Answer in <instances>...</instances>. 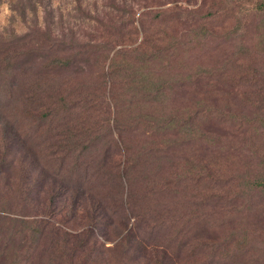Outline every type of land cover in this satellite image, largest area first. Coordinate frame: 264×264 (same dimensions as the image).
<instances>
[{
  "label": "rangeland",
  "instance_id": "rangeland-1",
  "mask_svg": "<svg viewBox=\"0 0 264 264\" xmlns=\"http://www.w3.org/2000/svg\"><path fill=\"white\" fill-rule=\"evenodd\" d=\"M260 1L0 0V40L21 36L30 49L17 85L0 83V264H264ZM136 51L165 83L147 110L183 125L123 136L122 157L137 158L123 196L98 150L91 166L60 167L62 127L23 101L42 85V98L74 100L73 117L104 133L128 97L116 70L137 65ZM57 57L73 63L47 72ZM121 203L142 219L123 217Z\"/></svg>",
  "mask_w": 264,
  "mask_h": 264
},
{
  "label": "trees",
  "instance_id": "trees-1",
  "mask_svg": "<svg viewBox=\"0 0 264 264\" xmlns=\"http://www.w3.org/2000/svg\"><path fill=\"white\" fill-rule=\"evenodd\" d=\"M256 8L264 10V1H260ZM12 39L0 40V83L7 76L10 87L17 85L16 73L22 67L20 57L30 53V49L26 51L21 49L23 43L21 45L18 44V41L22 39L21 36H14ZM262 42L264 43V34L262 35ZM28 44L26 43V45ZM152 47L155 48L154 45ZM156 51L160 53L162 49L156 48ZM137 53L140 55V57L138 56L139 63L137 65L128 62L120 65L116 64L118 65L116 71L122 74L123 88L126 90L128 97L124 100L119 97V103H115L117 106L114 111L116 117L112 120L111 126L108 123L107 131L104 133L99 131H97L98 134L95 133L93 124L89 125L85 121H80L73 117L72 114H82V111H75L76 108H79V104L74 100L64 97L53 100L51 95H47L48 98H42L41 93L44 91L36 92L38 89L42 90V85L36 86L34 88L35 92L33 90L31 93H27L26 99L23 101V104L26 105L27 100L32 105L33 111H37L40 106L42 108L45 107L41 116L38 117V121L49 124L50 129L57 126L62 127L58 131L60 137H56L54 142V146H58V150L62 152V156L58 159L60 167H64L69 160H71L72 166L75 167L79 165L91 166L94 160H87V156H89L92 149L98 150L101 155L100 166H109L117 171L116 173L109 171L105 178L108 182L119 184L122 188L123 196L125 189L129 191V186L133 180L130 176L131 168L136 166L135 161H137L133 154L131 155L132 158L122 157L126 152H122L120 148L127 149L121 141L123 136L129 132L135 133L139 129V124L144 126L143 130L145 128L148 129L145 134L151 135L150 137L163 136L169 130L174 129H176L175 134H177L183 125V122L174 113L169 114L164 112V110H157L156 112L147 110L148 106H154L163 101L161 92L165 88V83L163 79H153L149 76L147 61L150 60L151 54H146L143 51ZM72 63L73 58L57 57L44 65V69L47 72H53L55 69L68 68ZM112 64H114V61H112ZM73 123L76 125H73V127L69 125L68 127V124ZM114 133L117 136V140H113ZM97 144L100 145V149L96 148ZM117 155L121 156L119 157V162H116V158L114 159V156ZM255 184L264 187V181L256 182ZM110 190L111 188H109ZM125 203H128V201L126 200ZM121 207L123 208V217L125 216L126 219L131 214L134 217L136 216L135 219H138V221L142 219L140 216L129 212L130 207H127L126 204L121 203Z\"/></svg>",
  "mask_w": 264,
  "mask_h": 264
}]
</instances>
